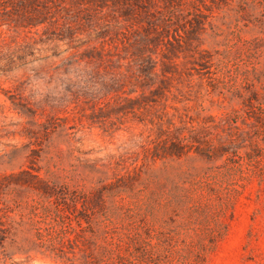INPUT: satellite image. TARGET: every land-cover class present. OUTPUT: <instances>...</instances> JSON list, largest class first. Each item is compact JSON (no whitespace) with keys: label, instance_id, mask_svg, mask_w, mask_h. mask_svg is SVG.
Returning <instances> with one entry per match:
<instances>
[{"label":"rangeland","instance_id":"1","mask_svg":"<svg viewBox=\"0 0 264 264\" xmlns=\"http://www.w3.org/2000/svg\"><path fill=\"white\" fill-rule=\"evenodd\" d=\"M145 4L0 0V264H264V0Z\"/></svg>","mask_w":264,"mask_h":264},{"label":"trees","instance_id":"2","mask_svg":"<svg viewBox=\"0 0 264 264\" xmlns=\"http://www.w3.org/2000/svg\"><path fill=\"white\" fill-rule=\"evenodd\" d=\"M120 1H124V0H120ZM135 3H138V1L142 0H133ZM146 1L145 5H141V8L143 9V12H145V14L151 15L152 13H150V9H155L157 7L156 5V0H144ZM23 5V4H22ZM174 10L170 8L169 10V15H167V18L165 19L164 17L161 19H155V20H151L149 21V25L154 26L155 30L158 28H162V31L167 32L169 28H171L172 26L175 25V22L178 19V16H174ZM175 17V18H174ZM174 19H176V21H174ZM40 24V23H39ZM1 26V25H0ZM155 33H157L155 35V37H158V31H156ZM190 36H193V33H191ZM193 38V37H192ZM155 42L157 41L153 39ZM143 62H141L139 64V69H138V74L139 77L142 76V83L140 82V88L143 91L144 88L150 89L152 88L153 84H154V79L155 77H158V74L156 72V63L155 62H151V59L149 58V56H145L141 59ZM162 72V71H161ZM136 81L139 82V80L136 78ZM142 84V85H141ZM164 83L162 80L159 81V85L155 88V92H159L163 87ZM136 92L135 89H132V91H129L128 94H132ZM152 93V91H151ZM134 100L130 99V103H133ZM248 118H252V117H248ZM251 127L255 126V124L250 123L247 124ZM236 130H240L238 127H235ZM184 139H175L174 141H172L170 143V145L167 147V149L165 150L168 154H173V155H178L182 152V145H183ZM5 223L1 220L0 218V249L3 248V241L5 239V233H6V229H5ZM49 236V240L46 242H50V244H46V242L42 241V239L40 238L39 240L41 241V245L40 247H44L45 250L47 252H49L50 254H56V244L52 242V240H50V234L48 233ZM56 238H58V245L62 244V239L59 236H56ZM47 245V246H46ZM84 264H107L106 261L104 260V256L99 254V255H95L93 256V259L90 263H84Z\"/></svg>","mask_w":264,"mask_h":264}]
</instances>
